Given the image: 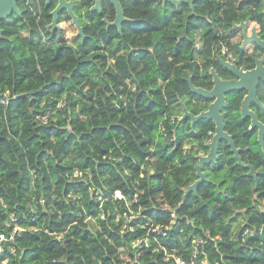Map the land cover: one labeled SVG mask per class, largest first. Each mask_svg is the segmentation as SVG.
Instances as JSON below:
<instances>
[{"label": "trees", "instance_id": "obj_1", "mask_svg": "<svg viewBox=\"0 0 264 264\" xmlns=\"http://www.w3.org/2000/svg\"><path fill=\"white\" fill-rule=\"evenodd\" d=\"M148 4L102 46L32 38L26 6L0 20V264H264V151L228 102L253 169L222 140L191 188L214 124L178 116L205 106L188 79L210 84L206 51L188 5ZM219 5L193 6L219 21Z\"/></svg>", "mask_w": 264, "mask_h": 264}, {"label": "flooded vegetation", "instance_id": "obj_2", "mask_svg": "<svg viewBox=\"0 0 264 264\" xmlns=\"http://www.w3.org/2000/svg\"><path fill=\"white\" fill-rule=\"evenodd\" d=\"M147 2L148 5L154 4L159 9L166 3L172 4L174 7L183 3L188 5L181 7L180 10L187 12L188 16L192 15L195 19L193 25L197 32L194 34L193 44L195 48H203L206 51L203 62H207L208 66L203 68L202 78L210 84L201 88L211 90L214 87L213 73L219 80L239 81V86L223 94L225 105L220 109V113L224 130L227 121L228 102L235 103L237 101L238 120L246 122L248 130L255 131L258 141V126L252 125V118L264 125V0H220V5L216 10L220 22L215 21L216 18H209L208 12L197 13L193 6L196 0H180L177 4L169 0H16L18 8L22 6L28 8L27 15L29 28L32 30V38L42 42H65L70 45L90 46L106 44L107 41L103 38L100 30L111 31L115 29L118 33L125 31L132 36L135 28L143 27L142 15L145 12ZM118 10L123 17L119 25L113 24ZM19 13L13 12L10 17L3 19H10ZM73 16L77 21L74 20ZM222 28H224V39L220 40L216 37ZM111 42L116 43L117 41L111 37L109 43ZM189 81L191 82V80L188 79V85ZM250 86L254 95L248 98L247 112L243 115V102L249 95ZM196 94L197 96L191 98L192 102L195 103L197 100L203 99L202 103L204 102L205 106H199L198 111L193 112L186 108L184 100H180L182 112L178 116V119H188L192 127L200 119L192 123L190 117L183 116V108L185 107L190 113L197 115L206 111L209 104L215 99V97L208 98ZM191 107L193 108V106ZM208 120L214 124L213 133L209 131L212 137L215 133V123L212 119ZM230 122L233 123L234 121L231 119ZM227 133L231 135V133ZM231 137L233 140L232 135ZM222 140L226 139L220 141ZM206 148L205 153L199 154V156L208 152V147L206 146ZM262 150L264 151L263 148ZM243 164L253 167L251 164ZM247 168L250 169V167Z\"/></svg>", "mask_w": 264, "mask_h": 264}, {"label": "water", "instance_id": "obj_3", "mask_svg": "<svg viewBox=\"0 0 264 264\" xmlns=\"http://www.w3.org/2000/svg\"><path fill=\"white\" fill-rule=\"evenodd\" d=\"M170 2L177 4L180 0H169ZM13 12L19 13V8L17 7L16 0H0V19L8 18L12 15ZM74 20H76L75 16H73ZM123 20V17L121 15L120 10H118V14L116 17V20L113 24L119 25L120 22ZM214 76V87L211 90H205L201 87L194 86L189 81V86L192 91L203 95L208 98H213V102H211L208 106V109L206 111H202L197 115H193L190 113L185 107L183 108V116H188L191 118V122L194 123L198 119L201 118H207L212 119L215 123V133L211 137L210 141H208L205 145L208 147V152L205 155L198 156V162L194 165V170L196 172L197 179L193 182L191 185V188H195V186L203 181L205 179V174L201 170V167L204 163H208L211 161H214L216 158V151H217V145L218 142L221 139H226L228 144L230 145L231 151L233 153V157L236 159L237 163L240 165H243L245 167H250V171H252L253 167L249 165H245L242 163L241 158L238 154V149L235 147V144L232 140L231 135H229L224 130V123L222 119V115L220 113V109L222 106L225 105L224 96L223 94L225 92L230 91V89L239 86V81H224L217 79L216 75L213 73ZM254 92L252 87H249V95L245 98L243 102V109L242 114L244 115L246 111V103L249 97H253ZM252 125L258 126V142L264 149V142H263V136H264V125L257 122L254 118H252Z\"/></svg>", "mask_w": 264, "mask_h": 264}, {"label": "built area", "instance_id": "obj_4", "mask_svg": "<svg viewBox=\"0 0 264 264\" xmlns=\"http://www.w3.org/2000/svg\"><path fill=\"white\" fill-rule=\"evenodd\" d=\"M46 116H47V113H45L44 115H42V120H46ZM116 194H119L118 193V191L116 192ZM15 216L13 215V214H11L10 216H9V222L7 223V224H10L11 222H14L15 221ZM17 228V226H15L14 228H13V230H15ZM3 236L1 235V238H2ZM140 240L141 239H138V240H136L133 244H136V243H138V242H140ZM176 262H178L179 264H188V263H185V262H183V261H181V260H179V259H177L176 258ZM190 264H193V262H190Z\"/></svg>", "mask_w": 264, "mask_h": 264}, {"label": "rangeland", "instance_id": "obj_5", "mask_svg": "<svg viewBox=\"0 0 264 264\" xmlns=\"http://www.w3.org/2000/svg\"><path fill=\"white\" fill-rule=\"evenodd\" d=\"M160 201H162V199L161 198H158Z\"/></svg>", "mask_w": 264, "mask_h": 264}]
</instances>
